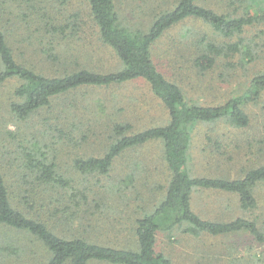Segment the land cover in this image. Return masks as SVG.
Masks as SVG:
<instances>
[{
  "label": "trees",
  "instance_id": "trees-1",
  "mask_svg": "<svg viewBox=\"0 0 264 264\" xmlns=\"http://www.w3.org/2000/svg\"><path fill=\"white\" fill-rule=\"evenodd\" d=\"M70 1L0 0V86L18 81L15 98L8 106L12 116L27 121L50 106L55 97L78 88L109 89L143 81L163 102L169 118L164 124L140 131H134L129 122L115 121L104 153L74 158L68 176L59 168L57 155L50 151L48 135L56 132L61 137L66 133L64 128L49 130L40 126L25 143L20 137L11 152L13 161L9 163L14 166L6 169L0 139V253L19 258L27 244H38L47 255L43 264H172L167 255L157 250V238L160 232L171 237L177 228L194 236L248 234L264 243V212L257 211L260 200L256 196L257 187L264 185V164L254 165L235 178L197 175L189 169L195 126L222 121L239 129L250 126L249 105L259 102L264 94V67L251 76L242 94L222 104L204 105L190 102L182 86L170 80L154 58L173 28L189 20H202L223 41L218 42L208 32L199 40L187 39V60L193 68L203 74L221 63L235 70L256 67L264 58V0H139L138 6L148 16L135 28L124 21L118 0H82L98 39L114 52L120 65L108 72L81 67L65 70L61 76L45 74L27 59L29 54L44 55L54 63L63 54L68 55V42L80 41L81 12L76 10L68 17ZM7 7L14 8L17 15L12 22L20 18L23 27H10ZM152 141L162 144L169 180L167 187L158 185L165 191L152 211L133 222L128 245L97 243L70 232L65 236L51 226L61 220L68 221L69 226L88 218L87 213L99 216L105 210H114L120 200L128 201L125 189L112 182L91 184L77 178L79 174L87 178L93 173L110 177L124 153ZM126 165L128 169L123 172L136 185L140 176L136 170L141 162ZM206 192L236 195L239 207L251 211L253 217H204L194 208V201L197 194Z\"/></svg>",
  "mask_w": 264,
  "mask_h": 264
},
{
  "label": "rangeland",
  "instance_id": "rangeland-1",
  "mask_svg": "<svg viewBox=\"0 0 264 264\" xmlns=\"http://www.w3.org/2000/svg\"><path fill=\"white\" fill-rule=\"evenodd\" d=\"M254 3L258 6L257 2ZM138 4L139 0H118L121 16L133 28L148 16ZM85 5L82 0H71L68 5V17L80 10L83 31L80 41L68 42L67 56L63 54L60 61L49 63L44 55L29 54L30 58L27 59L32 60L30 62L39 71L61 76L65 70L81 67L108 72L120 65L114 52L98 39L97 29ZM13 9H6V17L10 14V27H23L20 18L12 22V18L17 16ZM206 32L217 38L218 42L223 41L207 23L189 20L165 35L154 58L159 69L170 80L182 86L190 102L218 105L244 92L251 76L264 67V58L256 67H250L247 71L243 68L235 70L221 63L202 74L188 62L186 42L187 39L199 40L201 34ZM175 60L179 62L175 63ZM17 86L16 80L0 86L1 157L5 169L14 166L9 162L13 161L11 152L20 143L18 139L24 138L21 140L25 143L24 140L36 134L40 126L49 130L58 126L65 129L66 133L61 137L56 132L48 135L50 151L57 155L59 168L68 176V169L73 167L74 158L104 153L115 121L129 122L134 125V131H140L164 124L169 118L167 108L154 95L149 84L137 81L109 89L83 87L72 90L55 97L50 106L34 113L27 121H20L8 109L9 103L15 98ZM248 110L251 116L248 128L239 129L223 121L195 126L189 165L193 174L235 178L243 176L254 165L264 164V94L259 102L249 105ZM68 131L71 132L70 136ZM216 142L221 145L217 146ZM162 149L160 142L152 141L124 153L110 177L93 173L86 178V175L79 174L77 179L81 181L100 185L112 182L124 188L129 194V200H120L114 210H105L99 216H92L90 212L87 213L88 218L74 221L69 226L66 220L51 223V226L65 236L70 232L97 243L119 247L128 245L135 219L151 212L156 201L164 194L165 188L160 190L158 185L167 187L169 171L162 158ZM132 161L133 164L141 162L136 170L140 174L136 185L133 180L129 182V176L123 172L124 168L128 169L126 164ZM256 191L260 200L257 211L264 212V185L258 186ZM194 208L204 217L212 219L253 217L251 211L246 212L239 207L237 196L230 193H199L195 197ZM182 229H175L171 237L163 232L158 234L157 250L167 255L172 264H264V243L255 241L248 234L215 236L203 233L194 236ZM25 247V252L22 250L19 258L4 257L0 253V264H43L46 261V252L40 245L27 244Z\"/></svg>",
  "mask_w": 264,
  "mask_h": 264
}]
</instances>
